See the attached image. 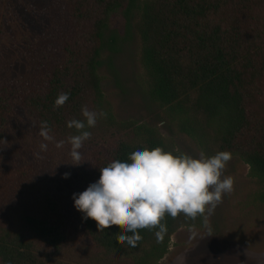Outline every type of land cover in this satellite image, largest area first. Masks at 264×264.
<instances>
[{"label": "trees", "instance_id": "obj_1", "mask_svg": "<svg viewBox=\"0 0 264 264\" xmlns=\"http://www.w3.org/2000/svg\"><path fill=\"white\" fill-rule=\"evenodd\" d=\"M136 9L144 90L209 160L264 182V0H0L30 65L0 59V264H162L205 228L193 161L102 88L105 33Z\"/></svg>", "mask_w": 264, "mask_h": 264}, {"label": "rangeland", "instance_id": "obj_2", "mask_svg": "<svg viewBox=\"0 0 264 264\" xmlns=\"http://www.w3.org/2000/svg\"><path fill=\"white\" fill-rule=\"evenodd\" d=\"M138 20L139 10L130 17L119 10L105 33L99 72L106 99L119 119L150 124L176 140L178 150L193 161L200 173L207 205L205 228L183 227L177 231L162 264H264V182L252 177L249 165L238 157L225 163L209 160L150 98L141 84ZM3 22H8L6 12L0 17V59L12 61L17 75L26 74L30 65L21 57V50L8 42V36L13 35L12 24ZM12 23L22 25L17 18ZM113 39L117 41L116 50Z\"/></svg>", "mask_w": 264, "mask_h": 264}]
</instances>
